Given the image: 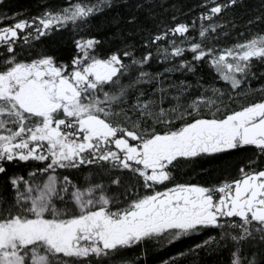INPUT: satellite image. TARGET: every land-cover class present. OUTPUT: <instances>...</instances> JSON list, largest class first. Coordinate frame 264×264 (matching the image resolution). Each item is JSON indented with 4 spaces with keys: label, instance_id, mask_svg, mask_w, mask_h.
<instances>
[{
    "label": "snow or ice",
    "instance_id": "6c2138e0",
    "mask_svg": "<svg viewBox=\"0 0 264 264\" xmlns=\"http://www.w3.org/2000/svg\"><path fill=\"white\" fill-rule=\"evenodd\" d=\"M198 7L191 24L156 0H66L30 19L0 14V264H148L150 247L206 232L215 235L160 264H187L205 250L224 264H264V86H250L264 66V32L215 46L229 34L218 22L228 12L251 8L249 29L264 25V0ZM114 11L121 46L105 51L89 26ZM65 31L67 59L47 46L21 55ZM153 61L164 71H149ZM205 64L223 87L194 94L172 79ZM238 155L210 181L177 179ZM76 172L87 175L74 180Z\"/></svg>",
    "mask_w": 264,
    "mask_h": 264
},
{
    "label": "trees",
    "instance_id": "16d2710c",
    "mask_svg": "<svg viewBox=\"0 0 264 264\" xmlns=\"http://www.w3.org/2000/svg\"><path fill=\"white\" fill-rule=\"evenodd\" d=\"M66 0H4L3 6H0V14H7V16H17L19 19H30L33 16L39 15L43 10L45 4L52 6H61L65 4ZM157 4L165 3L166 7H171L176 5L179 8L180 20L182 22H187L189 24L195 20L199 14V5L204 3V0H156ZM246 4L255 6L258 3V0H245ZM156 11L160 14V18L167 21L170 19L172 12L165 13L164 9L157 8ZM117 13L111 12L106 16H99L93 20L90 27V34L98 37H102L105 40L103 50L107 51L109 49L115 50L117 47L121 46V42L113 38V33L117 31L116 26L112 23L114 17ZM252 15L251 8H241L237 9L235 12H228L221 17L218 21L221 24H225V31L229 34L224 36L221 33L218 43L215 45L219 48L230 47L237 42H243L244 40L250 38L252 35L264 32V25L254 26L251 29L247 26V20L249 16ZM142 21L149 28H154V23L151 20L145 19L141 16ZM14 21L5 20L4 24H10ZM235 24V27L232 24ZM3 26V25H1ZM127 26L121 22L120 28H126ZM199 24L197 23V28ZM244 33V35H240ZM193 36H197L196 32L192 33ZM73 33L70 31H65L60 35H54L50 39H45V45H38L36 48L28 49L25 47L21 55L25 58L29 57L30 53L38 51L40 48L47 46L49 50L55 51L61 59H67L70 55L74 54V48L71 43ZM191 56L189 54L188 59ZM170 66V65H168ZM165 64L158 63L153 61L151 67L148 69L152 72H163ZM256 77L250 80V86L252 89H259L264 86V76L261 74L264 73V66L257 64L253 68ZM203 77V79H200ZM172 79L175 82L184 80L187 83L192 85L193 93H199L205 91V89H210L211 87H223V82L214 79V73L210 71L207 64L200 68L195 75L186 74L181 75L179 72L172 74ZM199 81V83H198ZM202 85V87H201ZM248 84H245L244 87L247 89ZM253 99H258V95L254 96ZM242 155H238L230 158L227 161L220 162L215 165H204V170L199 166L195 169L192 167L184 168L177 174V179L180 181H196L199 179V182L210 181L215 178L218 173L219 168L226 167L228 165L235 164L236 161L242 159ZM87 175V172H76L73 173L72 178L76 180L79 178L81 181ZM215 235V232H206L199 236L193 237L189 240L184 241L183 243H178L175 247L173 246H157L149 248V259L148 264H160V257L163 255V258H168L170 255H175L179 250H186L189 247L194 246L195 243H202L204 240L208 239L209 236ZM187 264H224V258L219 254H212L209 251H201L199 256H190L187 260Z\"/></svg>",
    "mask_w": 264,
    "mask_h": 264
},
{
    "label": "flooded vegetation",
    "instance_id": "af4514ba",
    "mask_svg": "<svg viewBox=\"0 0 264 264\" xmlns=\"http://www.w3.org/2000/svg\"><path fill=\"white\" fill-rule=\"evenodd\" d=\"M1 26V25H0ZM24 175H27V172L25 171L24 173H23ZM194 182H196V181H194ZM202 183V182H201Z\"/></svg>",
    "mask_w": 264,
    "mask_h": 264
}]
</instances>
